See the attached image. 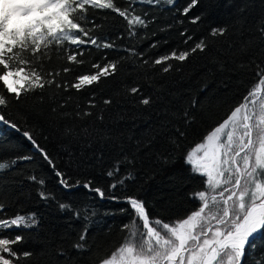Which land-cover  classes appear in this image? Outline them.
<instances>
[{"label":"snow or ice","instance_id":"obj_1","mask_svg":"<svg viewBox=\"0 0 264 264\" xmlns=\"http://www.w3.org/2000/svg\"><path fill=\"white\" fill-rule=\"evenodd\" d=\"M121 2L123 6L115 0H23L0 19V129L6 128L19 134L32 150L29 154L13 158L11 163L0 162V173L15 167L18 162H33L38 155L52 170L57 184L65 191L83 188L93 194V199H108L126 205L117 210L129 217L121 226V232L126 233L124 240L110 255L98 256L92 264H244L247 250H255V242L264 239V17L256 24L258 36L242 41L238 49L239 54L247 58L241 61L240 66L251 68L254 72L246 92L201 140L183 153L182 164L188 166L191 174L204 178V188L191 196L198 201L196 207L184 216L166 220L164 217L153 216L147 202L138 196L115 195L117 190L126 188L129 181L137 179L135 166L138 156L155 154L157 161L165 163L171 159V152L154 151L159 137L164 136L174 149L180 148L181 141L187 134L178 126L170 129V120H160L157 130V125L149 122L152 119L149 114L145 120L148 126L144 135L127 137L129 143L134 142L131 155L124 150L123 141L117 145L118 138L110 135L107 129L94 128L90 131L84 126L77 132L74 127L66 125L63 128L60 132L61 139L71 138L81 142L82 147L91 148L93 144L103 145L110 141L113 146L118 147L120 158L104 172L109 180L105 189L96 186L92 178H80L78 173L85 161L70 149L66 151V159L62 161L64 168L58 167L57 161L36 139L35 127L29 123L30 110L19 113L22 123L11 118L6 111L10 105H21L29 96L38 97L43 103L45 91L54 88L57 91L49 96L50 110L53 114L67 117L71 113L60 110L68 107L72 100V90L75 93L92 90L87 110H81L79 103L76 104L75 116L83 120L93 115L91 109L99 107L95 89L109 77L116 75L122 61L140 58L143 65H148L149 68L162 66L163 74L173 69V64L169 61L176 62L175 71L179 72L182 70L180 65L193 55L207 53L208 40L202 38L189 48L173 49L151 61L143 59L142 54L134 47L120 49L127 55L117 60H108L104 50H118V45L114 40L100 39L93 34L94 30L101 27L95 20L99 13L93 12L90 16L89 11L110 10L122 18V22H126L128 38L132 39L140 35L138 29H147L154 22L146 19L147 11L138 12L137 7H155L161 0ZM174 3L175 0H166L169 6ZM197 3L198 0H191L180 15L187 16ZM15 13H19V16L10 24L11 16ZM200 20L201 17L196 16L190 22L196 24ZM227 31L226 27H212L208 36L216 40L225 37ZM244 31L241 26V35ZM180 35L186 37L185 44L193 39L186 31H182ZM117 39H124V36L121 34ZM53 47L57 53H67L66 61L69 65L85 64L83 57L93 47L102 54L103 62H92L94 72L77 75L70 81L67 75L73 71L71 67L64 66L57 71L46 70L43 60L45 57L51 59ZM151 47L155 48L157 44L153 43ZM232 47L229 45V49ZM220 66L223 69L224 65ZM65 93L68 95L64 96ZM128 96L134 99L128 100ZM136 97L139 98L135 99ZM160 99L144 95L138 86L132 87L125 100L136 111L131 116L125 111L118 114L117 118L119 121L135 120L138 116H143L145 109L151 111L152 105ZM113 103L112 98H103L105 107L100 109L97 121L103 123L104 113ZM196 106L197 102L193 101L191 107ZM163 114L167 115V109ZM160 115L157 111L156 116ZM183 116L185 127H191L195 115L185 110ZM169 132L171 135H167ZM96 159L101 160L102 155ZM30 179L41 185V200L55 199L50 193L43 191L44 180H37L35 176ZM57 204L62 213H72V218L84 221L78 239L71 244L75 257L64 251L58 253V256L64 257V264H81L83 256L91 253L88 234L93 222L90 217H95V210L87 206L82 210L76 209L63 201H57ZM38 225L36 213H18L8 217L4 213V205L0 203V264H27L33 253L20 252L14 248L13 245L22 242L23 235L17 233L15 239H11L9 237L12 232L9 230L30 229ZM256 264H264V259H258Z\"/></svg>","mask_w":264,"mask_h":264},{"label":"trees","instance_id":"obj_2","mask_svg":"<svg viewBox=\"0 0 264 264\" xmlns=\"http://www.w3.org/2000/svg\"><path fill=\"white\" fill-rule=\"evenodd\" d=\"M22 2L23 0H13L5 3L9 11ZM115 2L123 6L121 0ZM190 2L191 0H175L174 5L169 6L166 0H161L155 7L138 6L137 11H147L146 19L154 22L150 23L147 29H138L140 35L132 39L128 38L126 22H122V18L110 10L89 11L90 16L93 12L99 13L95 20L101 27L94 30L93 34L100 39L114 40L118 45V50H104L108 60L126 56L127 54L120 49L134 47L142 54L143 59L151 61L173 49L183 50L200 39L207 38L209 44L207 53L193 55L180 65L181 71H175V61H169L173 64V69L162 74L160 65L149 68L148 65H143L140 58L126 59L118 66L115 76L109 77L95 89V99L99 107L91 109L93 115L83 120L75 116L76 104L79 103L81 110H87L88 100L93 95L92 90L82 93H75V90H72L71 102L68 107L60 110L71 113L67 117L53 114L50 110L49 96L57 91L54 88L45 91L43 103L38 97L29 96L21 105L13 104L6 110L11 118L17 119L20 123L22 119L19 113L26 109L30 110L29 123L35 127L36 139L57 161L58 167L64 168L62 161L66 159V151L70 149L85 161L84 167L78 173L80 178H92L96 186L105 189L109 180L104 172L120 158L118 147L113 146L111 141L103 145L93 144L91 148L82 147L81 142L71 138L61 139L60 132L63 128L67 125L74 127L77 132L84 126L90 131L94 128L107 129L110 135L118 138L117 145L123 141L124 150L131 155L134 151V142L129 143L127 137L144 135V130L148 126L145 120L149 114L152 116L149 122L157 125V130L160 120H170V129L178 126L187 134L181 141L180 148L174 149L164 136L159 137L154 151L171 152V159L165 163L157 161L155 154L138 156L135 166L137 179L129 181L126 188L115 192L117 196L135 195L142 198L147 202L149 212L153 216L164 217L166 220L190 213L198 203L191 196L204 188V178L191 174L188 170L178 171L174 167L182 160L183 153L201 140L246 92L254 72L251 68L240 66L241 61L247 58L240 55L238 49L242 41L258 36L256 24L264 17V0H198L197 5L187 16L180 15ZM18 16L19 13L12 15L14 18ZM196 16H200L201 20L192 24L190 21ZM241 26L245 30L243 35ZM212 27H226L228 29L226 36L212 40L208 36ZM182 31H186L187 35L193 38L188 44L184 43L186 37L180 35ZM121 34L124 39H117ZM153 43H156L157 47H151ZM229 45L233 47L229 49ZM66 55L64 51L57 53L53 47L51 59L45 57L43 60L46 70L57 71L62 70L64 66L71 67L73 71L67 75V79L71 81L77 75L94 72L95 69L91 68L92 62H103L102 54L94 47L85 54L83 59L86 63L80 66L67 64ZM221 64L224 65L223 69ZM252 67L254 68V65ZM137 86L144 95L161 99L152 105L151 111L145 109L143 116H138L135 120L119 121L118 114L127 111L131 116L136 111L125 100V96L128 95L130 88ZM103 98H112L114 103L104 113V121L100 123L96 117L100 114V109L105 107ZM132 99H134L132 96H128V100ZM116 101L122 103L118 104ZM193 101L197 102L195 108L191 107ZM165 109L167 115L163 114ZM185 110H189L196 117L191 127H185L183 123ZM157 111L161 113L159 117L156 116ZM167 135H171V132ZM31 151L30 145L19 134L6 128L0 129V162L11 163L13 158L29 154ZM101 155L102 159L97 160L96 157ZM31 176H35L37 180H44L43 191L50 193L55 199L41 200L39 195L41 185L33 182ZM57 201L70 203L76 209L82 210L87 206L95 210V217H90L93 222L88 234L91 253L83 256L81 264H92L98 256L110 255L121 245L126 235L121 232V226L129 217L117 210L126 205L108 199L100 202L98 198L93 199V194L83 188L65 191L57 184L52 170L37 155L33 162H18L15 167L0 173V203L4 205L5 215L11 217L18 213L25 215L36 213L39 220L37 227L9 230L12 232L9 237L11 239H15L17 233L23 235L22 242L13 245L14 248L20 252L33 253L27 264H64V257L58 256L60 251L75 257L71 244L78 239L84 221L72 218V213H62ZM255 243V250L252 248L247 250L244 264H256L258 259H264V239H258Z\"/></svg>","mask_w":264,"mask_h":264},{"label":"rangeland","instance_id":"obj_3","mask_svg":"<svg viewBox=\"0 0 264 264\" xmlns=\"http://www.w3.org/2000/svg\"><path fill=\"white\" fill-rule=\"evenodd\" d=\"M11 2L13 0H0V19H3V17L5 16L6 13H8V9L5 8V5H7L5 2ZM17 18H14L11 16V19H10V24L12 23V21L16 20ZM176 170L178 171H184V170H187L188 169V166H185L182 164V161L179 162L178 164L175 165L174 167Z\"/></svg>","mask_w":264,"mask_h":264},{"label":"bare ground","instance_id":"obj_4","mask_svg":"<svg viewBox=\"0 0 264 264\" xmlns=\"http://www.w3.org/2000/svg\"><path fill=\"white\" fill-rule=\"evenodd\" d=\"M181 161H182V160H181ZM181 161H180V162H181ZM177 164H178V163H177ZM187 170H188V169H187ZM184 171H186V170H184ZM98 199H99V198H98ZM99 201H100V202H104V200H103V201H101L100 199H99Z\"/></svg>","mask_w":264,"mask_h":264},{"label":"clouds","instance_id":"obj_5","mask_svg":"<svg viewBox=\"0 0 264 264\" xmlns=\"http://www.w3.org/2000/svg\"><path fill=\"white\" fill-rule=\"evenodd\" d=\"M5 8H7V5H5Z\"/></svg>","mask_w":264,"mask_h":264},{"label":"water","instance_id":"obj_6","mask_svg":"<svg viewBox=\"0 0 264 264\" xmlns=\"http://www.w3.org/2000/svg\"><path fill=\"white\" fill-rule=\"evenodd\" d=\"M101 200V199H100ZM101 201H103V200H101Z\"/></svg>","mask_w":264,"mask_h":264}]
</instances>
